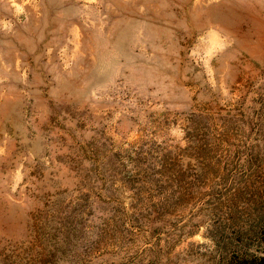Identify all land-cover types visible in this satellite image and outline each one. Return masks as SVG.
I'll return each mask as SVG.
<instances>
[{
  "label": "rangeland",
  "instance_id": "1",
  "mask_svg": "<svg viewBox=\"0 0 264 264\" xmlns=\"http://www.w3.org/2000/svg\"><path fill=\"white\" fill-rule=\"evenodd\" d=\"M264 262V0H0V264Z\"/></svg>",
  "mask_w": 264,
  "mask_h": 264
},
{
  "label": "trees",
  "instance_id": "2",
  "mask_svg": "<svg viewBox=\"0 0 264 264\" xmlns=\"http://www.w3.org/2000/svg\"><path fill=\"white\" fill-rule=\"evenodd\" d=\"M263 259H260L259 262L255 263V264H264V262L262 261Z\"/></svg>",
  "mask_w": 264,
  "mask_h": 264
}]
</instances>
